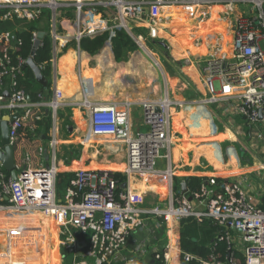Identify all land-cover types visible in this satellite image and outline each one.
I'll use <instances>...</instances> for the list:
<instances>
[{"label":"built area","instance_id":"built-area-1","mask_svg":"<svg viewBox=\"0 0 264 264\" xmlns=\"http://www.w3.org/2000/svg\"><path fill=\"white\" fill-rule=\"evenodd\" d=\"M239 1L242 0H151L149 34L157 37L162 22L184 14L195 19L197 24L206 22L212 18L211 9L217 3L221 4L222 12L234 13ZM244 1L252 3V14L239 12L226 21L228 38H224L223 32L209 35V38L218 36L214 37L215 45L210 46L208 57L199 62L207 91L200 101L208 105L237 99L236 112L250 125L264 126V0ZM61 8H66V12L73 10L69 23L75 29L73 37L77 41L109 31L106 45L112 44L117 30L125 29L132 34L133 23L147 13L143 2L136 0H0V21H34L46 14L52 41L50 60L55 63L59 55L58 44L65 42L68 35L59 21ZM16 30L0 29V119L5 112L18 114L9 121L12 145L33 116L34 107L56 110L67 102L59 88H55L51 98L40 92L38 100L32 101L19 86L18 78L24 72L27 58L16 53L22 45ZM38 32H33V43ZM132 35L139 41L143 38ZM42 44L43 39L39 47ZM7 81L9 96L3 92ZM73 104L89 109L93 134L125 142L124 174L128 178L159 173L172 178L173 168L161 171L157 162L164 156L161 150L169 148L173 142L171 114L176 107L182 106L181 100L166 95L143 101L147 128L135 133L131 132V101L95 102L86 96ZM1 136L0 124V147ZM262 138L264 129L258 132V139ZM58 173L54 160L39 168L27 165L17 174V179H13L0 159V212L13 209L51 216L58 227L59 256L66 259L70 254V264H182V261L191 260L198 264H264V207L247 196L235 180L212 177L202 183L194 196L189 194L192 199L183 192L176 197L170 188L167 203L149 208L137 205L132 188L121 189L120 181L110 170L79 169L63 195L57 188ZM202 197L206 199V205L204 210H199L193 199ZM190 217L199 222L207 218L217 226L227 228L213 240L211 247L215 250L224 241L228 249L224 259L215 253L203 257L183 251L179 224ZM232 228L240 233L238 238L230 233ZM236 251L241 252L242 262Z\"/></svg>","mask_w":264,"mask_h":264},{"label":"crops","instance_id":"crops-1","mask_svg":"<svg viewBox=\"0 0 264 264\" xmlns=\"http://www.w3.org/2000/svg\"><path fill=\"white\" fill-rule=\"evenodd\" d=\"M136 1L143 2L147 13L133 23L132 34L143 38L139 41L124 29L129 34L133 47L120 56L115 53L113 39L111 45H106L109 31H104L108 32V37L99 51L91 53L82 49L81 41L73 37L75 29L69 23L73 10L68 9L66 12L60 9L59 21L61 20L62 30L68 33L67 40L58 44L59 55L55 63L51 62L50 74L46 76L47 88L38 84L43 87L41 92L44 96L49 98L54 95L55 88L61 89L67 102L56 110L34 107L33 116L28 120L30 131H22L16 141L25 151L28 147V153L34 158L25 164L20 149L17 174L25 165L39 168L56 160L59 174L75 175L79 169L89 168L95 171L110 170L112 173L124 175L127 154L125 142L111 136L93 134L89 109L73 102L86 96L95 102L131 101V132L135 133L147 128L142 102L169 95L173 99L181 100L183 104L175 109L173 107V142L169 148L164 149V156L158 159L157 167L161 171L168 167L173 168L172 178H167L163 173L149 177L126 176L125 181L120 183L121 189L130 186L136 195L137 205L152 208L162 206L170 200V188L171 194L180 196L183 192L182 184L187 183L188 177H205L206 180L212 177L224 180L229 178L238 182L247 196L264 207V182L252 179L253 175H260L264 171V138L258 139V132L264 126L250 125L237 113V99L208 105L200 101L207 91L204 89L199 62L210 54V46L215 45L217 34L209 38L211 33L198 32L197 21L184 14L168 21L165 19L158 36L153 38L149 34L151 0ZM220 7L222 6L219 3L212 7L211 17L215 15L220 20L228 21L240 12L237 6L231 14L222 12ZM103 15L107 19V15ZM44 18L49 23L46 14L43 20ZM107 22L110 25L111 20L108 19ZM9 23V26L2 28H27L23 21L14 20ZM188 27L192 44L196 47L198 44L206 46L207 52L181 55L180 47L186 45L183 37L187 35ZM38 31H44L45 35L49 33L43 23L39 24ZM198 37L201 38L200 42ZM19 77L25 78V72ZM9 88L7 81L3 90L6 95ZM28 96L32 101L38 100V96L36 99H32L29 94ZM7 114L9 113H4L0 124ZM193 202L197 209L204 210V197L193 199ZM5 214L11 215L12 221L9 222ZM1 215L10 226H6L5 242H0V264H48V261L53 260L63 264L65 259L47 258V247L25 215L19 211L0 212ZM205 220L207 218L202 222ZM212 224L215 225L213 222ZM215 226L217 228L214 240L220 232L227 229ZM230 233L235 238L240 234L234 228ZM16 237H21L24 244L25 251L21 256H15L13 252Z\"/></svg>","mask_w":264,"mask_h":264},{"label":"trees","instance_id":"trees-1","mask_svg":"<svg viewBox=\"0 0 264 264\" xmlns=\"http://www.w3.org/2000/svg\"><path fill=\"white\" fill-rule=\"evenodd\" d=\"M43 23L46 28H48L49 23L47 22V18L43 17L40 20L34 21H23V24H26L27 28L25 30H20L17 28L16 35L18 38L22 40V45L16 50L18 55H21L23 58H28L31 54L33 42L32 36L35 30H38L39 24ZM9 22H1L0 21V29L2 27L9 26ZM108 32L101 33L93 38L84 37L81 40V47L84 50H87L91 53H95L99 51L107 40ZM114 50L115 53L120 56L122 53L128 51L133 47V44L129 38V34L124 30H117L116 36L113 38ZM52 57V41L50 36L47 34L43 38V44L38 48L37 53L35 55L36 63L42 67V71L45 76H49L50 74V64ZM25 78L20 79L19 77V86L32 97V99H36L39 92L43 91V87L38 84L36 81L33 70L30 67H26L24 69ZM40 88V89H39ZM30 122H26L23 128L20 130L19 135L17 136L16 141L20 138L21 132L30 131ZM28 134V133H27ZM13 144L15 151L16 163L19 164V150H22V160L25 164L34 158L30 153H28V147L25 151V148L20 145V143L16 142ZM7 171V170H6ZM8 172V171H7ZM10 173V172H8ZM114 177L120 181H125L126 175L121 173H113ZM74 174H62L58 173V181L57 188L59 191L64 190L66 186L69 184L71 178H73ZM206 181L205 177H197L191 176L187 178V186L189 194L194 196L196 191L201 189L202 183ZM216 225V224H215ZM212 224L210 219L205 220L200 223L194 217H190L187 219H183L179 224V229L181 230V238L180 244L184 252H189L193 254H197L203 257H208L211 253L217 254L221 259H224L228 254L227 245L224 241L220 242L217 248L211 249L213 240L216 235L217 228ZM47 256L50 260L56 257L55 254L51 253L49 250H46ZM236 255L239 260L242 262V254L241 252L236 251ZM182 264H198L196 260L191 261H182Z\"/></svg>","mask_w":264,"mask_h":264},{"label":"bare ground","instance_id":"bare-ground-1","mask_svg":"<svg viewBox=\"0 0 264 264\" xmlns=\"http://www.w3.org/2000/svg\"><path fill=\"white\" fill-rule=\"evenodd\" d=\"M178 10V8H177ZM192 24H190L191 26ZM199 31L203 34L206 33H216V32H223L224 38H228L226 35L227 33V23L226 21L220 20L215 15L209 19L206 22H201L197 24ZM190 28L188 27L186 29L187 35L183 37L184 42L186 43L185 46H181V55H186L189 52L197 53V54H204L208 51V48L202 44H198L197 47L192 44V39L190 38L189 33ZM223 42H226V39L223 40ZM195 75V74H194ZM197 79V76H195ZM153 95V94H152ZM202 129H204L202 127ZM7 211H17V210H7ZM5 213V212H4ZM3 214V213H2ZM22 215H25L32 223L34 229L36 232L41 236L44 245L47 247V249L56 255L57 258H60L59 256V250H58V227L57 224L54 222L53 218L51 216H46L41 214L40 212H31V213H24L21 212ZM7 216V219L12 221V216L9 214H5ZM0 242H5L7 237V230L6 226H10L4 219L3 216H0ZM25 248L21 237H16V244L14 249V255L15 256H21L24 254ZM173 264H176L174 262Z\"/></svg>","mask_w":264,"mask_h":264},{"label":"water","instance_id":"water-1","mask_svg":"<svg viewBox=\"0 0 264 264\" xmlns=\"http://www.w3.org/2000/svg\"><path fill=\"white\" fill-rule=\"evenodd\" d=\"M45 32L39 31L37 34V38L35 39L31 54L27 58L26 63L24 64L23 68L30 67L35 75L36 81L43 85L45 88L48 86V80L43 73L41 67L36 63L35 61V55L37 53V50L39 48L40 42L44 38ZM7 95H10V92H6ZM18 117V114L14 115H5V117L2 120L1 124V147H0V159L4 166V168L10 172L13 179H17V163L15 158V151L13 145L10 143V137H9V121L14 120ZM27 165L24 166L23 169H26ZM182 191L185 195H189L188 186L187 183L182 184ZM189 198L192 199V196L189 195ZM80 253V252H79ZM153 262V260H152Z\"/></svg>","mask_w":264,"mask_h":264},{"label":"rangeland","instance_id":"rangeland-1","mask_svg":"<svg viewBox=\"0 0 264 264\" xmlns=\"http://www.w3.org/2000/svg\"><path fill=\"white\" fill-rule=\"evenodd\" d=\"M251 7H252V3L248 2V1L242 0V1L237 2V10H239L240 12H242V13H244L246 15L252 14ZM61 9L62 10H67L66 8H61ZM215 84H216V87L219 88L218 80L215 81ZM164 151L165 150H161V154H164ZM252 179L255 180V181H259V182H264V171H261L260 175L259 174L253 175ZM58 192L61 193L62 195L64 194V190H61V191H58ZM86 239H88V235H86ZM58 249H59V244H58ZM47 258H48V256H47ZM60 260H61V258H60ZM70 262H71V255L67 254L66 259L63 261V264H70ZM48 264H61V263L58 260L57 261L53 260L52 262L48 261Z\"/></svg>","mask_w":264,"mask_h":264}]
</instances>
